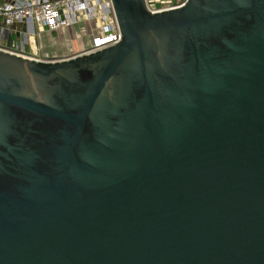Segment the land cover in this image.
I'll return each instance as SVG.
<instances>
[{
    "label": "water",
    "instance_id": "1",
    "mask_svg": "<svg viewBox=\"0 0 264 264\" xmlns=\"http://www.w3.org/2000/svg\"><path fill=\"white\" fill-rule=\"evenodd\" d=\"M121 39L0 37V264H264V0H111Z\"/></svg>",
    "mask_w": 264,
    "mask_h": 264
},
{
    "label": "built area",
    "instance_id": "2",
    "mask_svg": "<svg viewBox=\"0 0 264 264\" xmlns=\"http://www.w3.org/2000/svg\"><path fill=\"white\" fill-rule=\"evenodd\" d=\"M144 1L151 12H161L180 7L187 0ZM85 23L92 24L91 38L80 52H95L121 39L111 0H0V32L4 27L14 26L11 28L13 40L10 51L20 52L35 60L56 57L42 47L34 26L52 31ZM14 34L17 38H14ZM1 41L3 43L0 42V45L5 44L2 37Z\"/></svg>",
    "mask_w": 264,
    "mask_h": 264
},
{
    "label": "crops",
    "instance_id": "3",
    "mask_svg": "<svg viewBox=\"0 0 264 264\" xmlns=\"http://www.w3.org/2000/svg\"><path fill=\"white\" fill-rule=\"evenodd\" d=\"M63 28H65V27H62V29ZM49 31L50 30H48L47 28L40 30V36H39L40 44L50 54L51 53L54 54L53 57H56V58H64V57H68V56H71L73 54H76V53L80 52L89 43V41L87 42V41H85V40L83 41L81 39L78 40L74 36L71 37L70 32H66L67 36L68 35L69 36L67 39L65 38L63 41L49 42L51 40L50 38H47V35H48V37L50 35ZM57 31H60V30H52L51 32L57 33Z\"/></svg>",
    "mask_w": 264,
    "mask_h": 264
},
{
    "label": "rangeland",
    "instance_id": "4",
    "mask_svg": "<svg viewBox=\"0 0 264 264\" xmlns=\"http://www.w3.org/2000/svg\"><path fill=\"white\" fill-rule=\"evenodd\" d=\"M84 26V29H83ZM92 27V24L90 23H85V24H74L71 25L70 27H65V28H59L57 31V33L55 32H51L49 31L50 35L47 38H50L51 40L49 42H56V41H63L65 38L67 39V33L66 32H70L71 33V37L74 36L75 38H77L78 40H85V41H89L90 42V38H91V34H90V29ZM34 28L36 29V31L38 32V35L40 36V30H43L44 27H40V26H34ZM42 32V31H41ZM43 34V33H42ZM56 34V35H55ZM46 36V35H45ZM14 37L17 38V35L14 34ZM20 39V38H19ZM0 42L3 43L1 41V37H0ZM26 48H28V45H25ZM52 54V53H51ZM54 54H52L51 56H53Z\"/></svg>",
    "mask_w": 264,
    "mask_h": 264
}]
</instances>
